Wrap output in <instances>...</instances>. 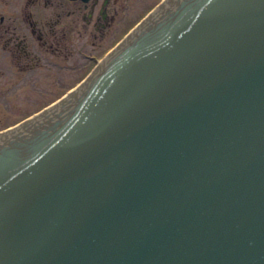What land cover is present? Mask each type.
<instances>
[{"label":"water","instance_id":"water-1","mask_svg":"<svg viewBox=\"0 0 264 264\" xmlns=\"http://www.w3.org/2000/svg\"><path fill=\"white\" fill-rule=\"evenodd\" d=\"M0 264H264V0H163L0 131Z\"/></svg>","mask_w":264,"mask_h":264},{"label":"flooded vegetation","instance_id":"flooded-vegetation-1","mask_svg":"<svg viewBox=\"0 0 264 264\" xmlns=\"http://www.w3.org/2000/svg\"><path fill=\"white\" fill-rule=\"evenodd\" d=\"M111 2L112 6L116 0H0V50L10 56L12 65L50 70L69 67L65 62L72 50L91 62L74 84L110 47L99 54L86 44L98 49L109 34L113 15L107 6ZM96 31L98 42L88 43Z\"/></svg>","mask_w":264,"mask_h":264},{"label":"rangeland","instance_id":"rangeland-1","mask_svg":"<svg viewBox=\"0 0 264 264\" xmlns=\"http://www.w3.org/2000/svg\"><path fill=\"white\" fill-rule=\"evenodd\" d=\"M157 1L116 0L112 6V2L109 3L107 11L110 16L113 15L109 34L100 42L98 49H89L86 44L88 50L99 54L103 52L117 37L140 20ZM95 34L96 37L89 38L88 43L98 42L100 35L97 31ZM84 40L82 38L80 42ZM69 56L68 62H65L69 67L51 70L46 66L22 68L21 64L12 65L10 56L0 50V129L18 122L58 97L91 63L72 50H69ZM57 79L60 82H55Z\"/></svg>","mask_w":264,"mask_h":264}]
</instances>
